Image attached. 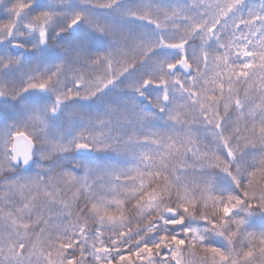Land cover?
Returning a JSON list of instances; mask_svg holds the SVG:
<instances>
[{
	"label": "snow or ice",
	"instance_id": "obj_1",
	"mask_svg": "<svg viewBox=\"0 0 264 264\" xmlns=\"http://www.w3.org/2000/svg\"><path fill=\"white\" fill-rule=\"evenodd\" d=\"M0 264H264V0H0Z\"/></svg>",
	"mask_w": 264,
	"mask_h": 264
}]
</instances>
